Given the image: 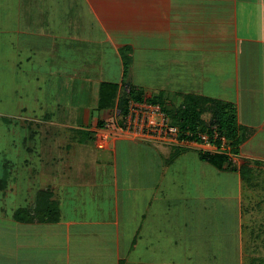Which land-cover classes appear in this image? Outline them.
Returning a JSON list of instances; mask_svg holds the SVG:
<instances>
[{"label":"crops","instance_id":"0c3cea01","mask_svg":"<svg viewBox=\"0 0 264 264\" xmlns=\"http://www.w3.org/2000/svg\"><path fill=\"white\" fill-rule=\"evenodd\" d=\"M81 2L91 23L84 18L82 34L72 30L64 41L67 46L59 47L60 51L69 52L64 61L69 66L61 64L66 68L60 71L65 79L61 83L95 84L92 104L81 113L62 109L60 113L64 111L70 116L71 123H40L36 131L52 128L53 132L58 131L57 138L71 134L69 130L75 131L73 136L66 135L70 140L56 146L55 152L38 156L39 163L50 165L49 177L56 178L55 184L39 190L50 191L51 200L58 204V219L18 222L13 211L10 228L5 223L0 225V239L7 240L0 252V264H187V259L180 260L176 252L183 240L181 236L193 221L184 219V213L182 218L181 211L174 206L167 208L165 215L163 205L161 209L155 206L159 198L155 195L160 190L152 172L146 179L144 174H130L129 178L122 174L118 178L115 169L118 152L130 151L129 146L135 150L157 145L166 153L172 148L120 138L110 143L108 149L100 150L107 154L93 155L94 130L99 128L98 123L104 126L112 120V110H97L98 86L102 82L121 86L127 77L145 98L161 99L167 109L177 107L173 104L177 95L231 104L237 124L249 133L240 145L238 157L253 162L255 168L264 164V0ZM28 12L23 13L26 25L19 30L29 36L25 42L45 35L29 21ZM50 36L55 51L57 37ZM79 39L92 45L90 52L75 57L68 43ZM126 49L130 63L129 74L124 77L122 51ZM39 64L52 70V62ZM36 74L43 79L40 73ZM78 132L90 134L91 138ZM59 147L65 151L63 154L57 150ZM194 147L191 149L197 150L199 145ZM111 157L113 173L98 171L102 163L111 166ZM88 163L90 167L84 168ZM175 216L177 221H171ZM236 227L237 238L231 242V250L237 255L234 263L264 264V245L257 240L261 233L252 231L255 235L251 236L242 221Z\"/></svg>","mask_w":264,"mask_h":264},{"label":"rangeland","instance_id":"374dc122","mask_svg":"<svg viewBox=\"0 0 264 264\" xmlns=\"http://www.w3.org/2000/svg\"><path fill=\"white\" fill-rule=\"evenodd\" d=\"M28 11L31 12L29 21L35 29L44 31L45 35L34 36L35 39L30 38L31 41L28 39L25 42L29 36L19 30L26 25L23 13ZM84 18L90 25V18L81 0H0V181L7 182L5 188H0V225L5 223L3 225L7 229L11 226L13 211L33 207L31 204L34 203L36 192L56 182L55 177H49L50 165L39 163L38 156L45 157L50 151L55 152L56 146L64 145L67 140L65 137L70 133L57 138L58 131L53 132L52 128L47 132H36L40 123L57 120L71 123L70 116L63 114L64 111L60 113L62 109H75V113H81L92 104L95 84L61 83L65 82L61 75L63 69L69 66L68 62H64L69 52L65 49L60 51L59 47L67 46L64 41L72 30L82 34ZM52 34L57 37L55 51L51 47ZM79 38L84 39L82 35ZM68 44V49H73L70 53L75 57L82 56L88 50L90 52L89 47L92 45L80 39ZM44 59L46 61L43 62ZM41 62L44 65L52 62V70L41 66ZM63 63L66 68L61 67ZM81 66L79 60L78 67ZM36 73H40L43 79ZM158 79L157 76L155 80ZM123 81L130 84L127 77ZM183 99L184 96L177 95L173 98V104L179 106ZM111 114L113 119L114 110ZM203 119L208 121L209 115H204ZM70 131L73 136L75 131ZM78 133L83 135L84 132ZM117 135L109 134L102 149L92 144V154H107L100 150L108 149L110 143L122 138ZM187 146H184L188 148L186 150L173 148L169 153L157 145L135 150L129 146L132 148L130 151H119L117 147L119 152L115 169L118 178L122 174L124 178H129L127 175L130 174L134 177L144 174L146 179L147 174L152 172L160 190L155 195L159 197L155 206L161 209L163 205V215L167 208L174 206L181 211L182 218L184 213V219L193 221L181 236L183 240L176 252L180 260L187 259V264H236L234 257L237 255L231 250L234 248L231 242L237 238L238 221L240 224L242 221L244 229L251 231V236L261 233L262 236H258L257 240L264 245V164L255 168L253 162L236 155L234 165H249L246 172L248 181H242L238 173L218 171L201 162L198 159V149L201 147L192 150L194 146ZM57 150L62 154L65 152L60 147ZM175 151L177 156L174 159ZM110 163L109 167L102 163L98 171L113 173L112 157ZM89 167V163L84 164V168ZM81 199L83 201V196ZM238 213L241 214V220ZM171 221H177L176 216ZM6 241L0 239V252ZM261 253L264 256V251Z\"/></svg>","mask_w":264,"mask_h":264},{"label":"trees","instance_id":"16d2710c","mask_svg":"<svg viewBox=\"0 0 264 264\" xmlns=\"http://www.w3.org/2000/svg\"><path fill=\"white\" fill-rule=\"evenodd\" d=\"M128 52L129 49L122 51L124 77L127 76V67L130 63ZM120 87L122 88L121 92H119ZM129 101H148L153 104H158L168 116L170 123L178 128L180 139L197 140L195 133L200 132L211 135L212 130L215 131L220 137L226 139L234 155L239 153L240 145L249 136V133L237 124L235 109L231 104L191 95L184 97L179 106L167 109L164 107L161 99L153 96L145 98L141 90L131 88L127 82L122 81L121 86L110 82H102L99 84L97 92L98 111L118 109L125 114ZM204 115H209L208 121L203 119ZM98 126L102 128L103 124L100 122ZM187 132L190 133V136H187ZM83 134L91 138L90 134ZM171 148L172 150L175 148L181 151L188 149L180 146ZM176 156L177 153L175 151L173 158ZM198 158L200 161L211 165L218 171L235 172L239 174L242 181H248L246 172L248 171L247 168L249 165L247 166L242 163V165L237 167L225 154L203 153L200 150L198 151ZM6 183L4 180L0 181V188L5 187ZM51 198L52 195L48 189L37 191L33 207L15 210L13 214L14 220L18 222L57 220L59 214L58 204L56 201H52Z\"/></svg>","mask_w":264,"mask_h":264},{"label":"built area","instance_id":"2783aa9c","mask_svg":"<svg viewBox=\"0 0 264 264\" xmlns=\"http://www.w3.org/2000/svg\"><path fill=\"white\" fill-rule=\"evenodd\" d=\"M113 117L102 128L94 130V142L100 149L104 147L109 134L115 133L124 139L131 138L140 142L159 143L170 147H188L187 145L194 146L197 144L203 153L225 154L232 163L236 160L227 145L226 139L220 137L213 130L211 135L195 133L197 140L180 139L178 128L170 123L168 116L158 104L129 101L126 113L123 114L118 109H114ZM187 133V136H190V133Z\"/></svg>","mask_w":264,"mask_h":264}]
</instances>
